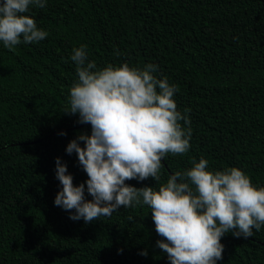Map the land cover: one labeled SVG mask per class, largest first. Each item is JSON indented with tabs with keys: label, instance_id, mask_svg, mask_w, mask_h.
<instances>
[{
	"label": "trees",
	"instance_id": "16d2710c",
	"mask_svg": "<svg viewBox=\"0 0 264 264\" xmlns=\"http://www.w3.org/2000/svg\"><path fill=\"white\" fill-rule=\"evenodd\" d=\"M31 14L44 40L0 42V264H170L147 206L86 224L54 204L57 157L87 187L66 148L91 125L63 113L82 44L98 67L158 65L155 75L179 87L178 110H190L189 151L163 160L159 182L126 183L158 189L204 157L210 170L240 167L264 187V0H47ZM221 242L217 264H264V226Z\"/></svg>",
	"mask_w": 264,
	"mask_h": 264
},
{
	"label": "clouds",
	"instance_id": "9594fccd",
	"mask_svg": "<svg viewBox=\"0 0 264 264\" xmlns=\"http://www.w3.org/2000/svg\"><path fill=\"white\" fill-rule=\"evenodd\" d=\"M46 5L47 0H0L3 46L15 50L21 43L44 40L49 33L37 26L31 9ZM70 59L78 79L70 87L63 113L78 114L77 122L90 124L91 134L80 133L66 152L77 154L88 179L86 188L85 183L74 184L67 164L57 157L62 189L55 206L69 212L73 221L83 219L86 224L111 217L121 208L147 206L161 237L157 247L170 264H217L223 259L225 234L247 239L254 236V229L261 230L264 187L254 185L240 167L210 170L209 161L201 157L192 160L191 168L169 175L158 189L126 183L148 178L159 182L163 160L189 151L190 110H178L174 96L179 87L167 77L158 78L156 64L98 67L83 44L73 48ZM86 191L92 199L86 198ZM147 254V250L141 253Z\"/></svg>",
	"mask_w": 264,
	"mask_h": 264
}]
</instances>
